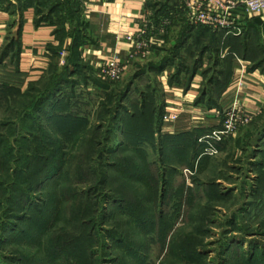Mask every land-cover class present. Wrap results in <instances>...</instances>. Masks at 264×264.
<instances>
[{
  "label": "rangeland",
  "instance_id": "obj_1",
  "mask_svg": "<svg viewBox=\"0 0 264 264\" xmlns=\"http://www.w3.org/2000/svg\"><path fill=\"white\" fill-rule=\"evenodd\" d=\"M39 1L58 28L52 62L27 85L0 76V264H264V113L213 155L157 132L160 74L191 73L214 42L181 47L171 3L185 1L153 6L163 47L118 82L78 63L80 2ZM217 62L206 83L223 72L221 90L231 70Z\"/></svg>",
  "mask_w": 264,
  "mask_h": 264
},
{
  "label": "crops",
  "instance_id": "obj_2",
  "mask_svg": "<svg viewBox=\"0 0 264 264\" xmlns=\"http://www.w3.org/2000/svg\"><path fill=\"white\" fill-rule=\"evenodd\" d=\"M77 1L80 2L79 10L84 17L78 35L72 39L78 63L97 76H100V69L116 57L127 68L132 62L129 59L133 49L132 39L140 38L145 18H154L152 9L159 0ZM39 5V0H0V56L11 41L17 42V46L10 47L0 63V76L4 79L22 80L27 85L40 78L53 60L52 49L60 45L58 28L52 19L40 20ZM171 7L178 19L173 28L174 33L179 34L189 27L188 38L182 42V48L191 45L194 39H204L205 43L211 35L216 39L213 44L203 45L205 50L200 53L201 63L191 73L184 68L175 75L172 69L160 74L165 112L177 111L181 114L175 124H162V135L178 136L201 128L199 132L202 134L198 137L201 144V137L221 128L216 120L205 124L200 118L204 112L214 110L208 106L210 102L227 108L238 100L256 114L254 119L264 113V18L260 17L261 22H258V19L241 12V34L247 30L244 38L226 29L212 30L193 24L191 9L186 3L184 9H180L176 3H171ZM51 14L54 13L51 11ZM238 40L246 42L243 54L233 52L232 45ZM173 41L171 38L167 43ZM161 47L154 46L153 49ZM212 51L215 57L209 55ZM214 58L218 61L216 66H221L227 60L231 70L230 80L221 90L223 72H220V77L216 76V83L206 86L210 74L206 65ZM201 155L198 157L201 158Z\"/></svg>",
  "mask_w": 264,
  "mask_h": 264
},
{
  "label": "built area",
  "instance_id": "obj_3",
  "mask_svg": "<svg viewBox=\"0 0 264 264\" xmlns=\"http://www.w3.org/2000/svg\"><path fill=\"white\" fill-rule=\"evenodd\" d=\"M191 9L192 22L196 25H203L212 30L226 29L229 33L241 34V12L251 17L264 18V0H184ZM152 22L145 18L140 38L132 39L133 49L129 59H147L152 54L154 46H161L163 38L150 33ZM125 71V66L119 58H115L100 69V76L110 82H118ZM202 114V113H201ZM203 115L213 118L221 125V128L212 131L211 134L200 138V142L206 143V153L216 154L217 148L214 143H219L225 138L235 135L240 129L247 126L255 118L256 114L249 111L238 100H235L227 108L222 110L214 109L211 112H204ZM181 117L180 112L166 111L163 116V123L175 124ZM202 120L205 124L209 122ZM205 153V154H206Z\"/></svg>",
  "mask_w": 264,
  "mask_h": 264
},
{
  "label": "trees",
  "instance_id": "obj_4",
  "mask_svg": "<svg viewBox=\"0 0 264 264\" xmlns=\"http://www.w3.org/2000/svg\"><path fill=\"white\" fill-rule=\"evenodd\" d=\"M256 20L258 19V22H261L260 20H259V18L260 17H254ZM40 20L41 21H43V20H51L50 18H48V17H40ZM258 22H256V23H258ZM211 29V28H210ZM246 35H247V30L245 31V32H243V34H241V36H243L244 38L246 37ZM212 36V35H211ZM209 37L210 39H213V40H215L216 39V37L215 36H212V37ZM16 44H17V42L14 40V42L13 41H11L10 42V46L8 45L5 49H4V51L2 52V54H1V56H0V63L2 62V60H3V58H4V56L6 55V53L8 52V50H9V48L11 47H14V46H16ZM237 44V48L236 49H240V52L239 51H237L234 47H236L235 45ZM236 44H233L232 45V48L234 49V51L233 52H235L236 54L237 53H239V54H243V52H244V50H245V47H246V42H245V40H238L237 42H236ZM205 50V48H202V51H204ZM201 51V52H202ZM200 61H198L199 62V64L201 63V59H199ZM199 64H196L195 65V67H194V69H193V71L195 70V68H197V66L199 65ZM165 67V66H164ZM168 67V64H166V68ZM164 69V68H163ZM216 76L217 75H215L214 77H211V78H209L208 79V82L206 83V86H209L210 84H212L213 82L214 83H216V81H217V79H215L216 78ZM223 84V83H222ZM42 102V101H41ZM41 102L39 103V104H41ZM211 103H213V102H210V104H208V106L210 107V109L212 108V109H218V110H222L223 109V107H221L220 105L218 106V105H213V104H211ZM208 107V108H209ZM210 109H207L208 111L210 110ZM164 112H165V108H164ZM163 112V113H164ZM161 116H162V114H161ZM162 118V117H161ZM162 124H163V120H160V122L157 124V132L158 133H160L161 135H162V133H161V130H162ZM199 131H202L201 130V128H195V129H193L192 131H189V132H183L182 134H177L178 136H176V137H181V136H183V135H189V136H193V135H195V137H196V142H197V144L198 145H200V146H203L202 144H200L199 143V141H198V137L202 134V132H199ZM156 132V133H157ZM163 136H166V135H163ZM166 137H172V136H166Z\"/></svg>",
  "mask_w": 264,
  "mask_h": 264
}]
</instances>
